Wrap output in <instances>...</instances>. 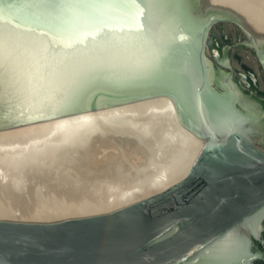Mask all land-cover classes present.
I'll return each instance as SVG.
<instances>
[{
  "label": "water",
  "instance_id": "water-1",
  "mask_svg": "<svg viewBox=\"0 0 264 264\" xmlns=\"http://www.w3.org/2000/svg\"><path fill=\"white\" fill-rule=\"evenodd\" d=\"M134 8L128 25L119 4L0 0L12 53L0 75V130L165 95L204 139L198 155L179 182L112 212L0 220V264H264V99L203 53L210 25L230 20L264 67V0ZM96 26L103 33L85 40Z\"/></svg>",
  "mask_w": 264,
  "mask_h": 264
},
{
  "label": "bare ground",
  "instance_id": "bare-ground-1",
  "mask_svg": "<svg viewBox=\"0 0 264 264\" xmlns=\"http://www.w3.org/2000/svg\"><path fill=\"white\" fill-rule=\"evenodd\" d=\"M209 29L203 53L221 69L231 66L229 57L210 56ZM244 44L264 90V67L246 32ZM203 143L165 95L0 130V220L115 211L182 180ZM243 233L252 242L250 222Z\"/></svg>",
  "mask_w": 264,
  "mask_h": 264
},
{
  "label": "rangeland",
  "instance_id": "rangeland-1",
  "mask_svg": "<svg viewBox=\"0 0 264 264\" xmlns=\"http://www.w3.org/2000/svg\"><path fill=\"white\" fill-rule=\"evenodd\" d=\"M244 36L245 32L237 23L230 20L214 22L209 29L207 40L209 54L214 60L229 57L231 66H226L222 70L234 73L235 79L245 89L264 99V90L260 89L258 77L256 79L257 74L253 75L251 71L255 70L246 61L252 53L247 48L250 46L244 44ZM210 48L217 51L215 56ZM258 248L264 252L260 246Z\"/></svg>",
  "mask_w": 264,
  "mask_h": 264
},
{
  "label": "snow or ice",
  "instance_id": "snow-or-ice-1",
  "mask_svg": "<svg viewBox=\"0 0 264 264\" xmlns=\"http://www.w3.org/2000/svg\"><path fill=\"white\" fill-rule=\"evenodd\" d=\"M97 2H101L105 5H113V4H119L120 6L124 7L126 9V23L128 25H134L136 22V10L134 8V5H136L138 3V0H90L91 4H95ZM159 0H143V3H145L146 5H148L149 7L151 5H154L156 3H158ZM146 10H141V15L144 14ZM3 27L2 22H0V28ZM95 31L97 33V36L95 37H88L85 36L84 39L88 40L91 39L93 41H96L99 38V35H101L103 33V29L99 26L95 27ZM131 34L139 36L140 32L139 30L135 29L134 27L131 30ZM6 42V37H4L3 35H0V75H2L3 70L7 67L12 53L11 52H6L5 51V47L4 44ZM66 48H73L76 47V45H66ZM103 47V46H101ZM156 65L154 64L153 67H155ZM63 98V97H61ZM228 237L225 236L223 237V239H227Z\"/></svg>",
  "mask_w": 264,
  "mask_h": 264
}]
</instances>
